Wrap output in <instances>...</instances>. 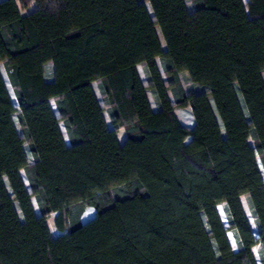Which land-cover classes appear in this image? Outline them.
<instances>
[{"label": "trees", "instance_id": "1", "mask_svg": "<svg viewBox=\"0 0 264 264\" xmlns=\"http://www.w3.org/2000/svg\"><path fill=\"white\" fill-rule=\"evenodd\" d=\"M0 64V264H264V0H0Z\"/></svg>", "mask_w": 264, "mask_h": 264}, {"label": "rangeland", "instance_id": "2", "mask_svg": "<svg viewBox=\"0 0 264 264\" xmlns=\"http://www.w3.org/2000/svg\"><path fill=\"white\" fill-rule=\"evenodd\" d=\"M244 1H245V0H244ZM35 7H36V5H35V3L33 2V3H32L27 9H22V12H23V13H25V12H29V11L33 10ZM159 38H160V41H161L162 46L164 47L163 40H162V37H161L160 35H159ZM0 68H1V70H2L3 76H5V73H4V70H3L1 64H0ZM137 69H138V72H139V75H140L142 81L145 82V76H144V73H143V70H142V66H141V65H138V66H137ZM45 70H46V74H47V75L50 73V70H52V64H51L50 61L47 62V63H45ZM181 77H182L183 85L185 86V88H186L187 90L202 91V90L205 89L204 86H198V85L193 86V85L190 83V81L188 80V77H187V73H186V72H182ZM7 85H8V83H7ZM92 86H93V88H94V91H95V94H96V96H97L98 101H99L101 104H103V100H102V98H101V96H100V94H99V91H98L97 87H96V82H93V83H92ZM8 88L10 89L9 85H8ZM147 95H148V98H149V101H150L151 107L154 109V108H155V105H154V102H153V99H152L151 93L148 91V92H147ZM175 113H176L177 117L179 118V120L181 121L182 124H184V125H186V126H189V127L192 126V124H193V119H192V115H191V111H190V108H189V107L176 108V109H175ZM105 116H106V120H107L108 124H110V123H109V120H108V117H107V115H106V113H105ZM61 128L63 129L62 126H61ZM117 137H118L119 142H122V141L124 140V138H125V133H124L123 129H119V130H118ZM242 203H243V206H244V208H245V211H246V213H247V215H248V217H249V221H250V223L254 226V224H253V220H252V218H251V216H250V212H249V209H248L247 202H246V200H245L244 197H242ZM217 208H218V212H219V214H220V217H221L223 223H224L225 225H227L226 214H225V211H224V209H223V206H222V205H218ZM93 214H94V210H93V208L88 207V208L85 210V212H84V214H83V216H82V220H83V221H86L87 219L91 218V217L93 216ZM53 218H54V214L50 215V216L47 218V223H48V225H49V227H50V230H51L52 234H56V233H57V230L54 228V225H53ZM227 235H228V238H229V241H230L232 247H233L234 249H236V243H235V240H234V237H233L232 232H231V231H228V232H227ZM253 250H254V252H255V254H256V249L254 248ZM257 261H258V258H257ZM258 264H260L259 261H258Z\"/></svg>", "mask_w": 264, "mask_h": 264}]
</instances>
